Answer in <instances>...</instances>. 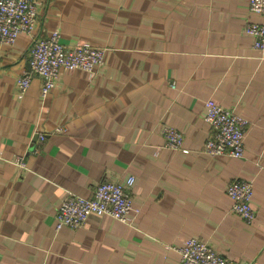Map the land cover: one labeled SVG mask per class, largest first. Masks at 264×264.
<instances>
[{
	"label": "crops",
	"instance_id": "0c3cea01",
	"mask_svg": "<svg viewBox=\"0 0 264 264\" xmlns=\"http://www.w3.org/2000/svg\"><path fill=\"white\" fill-rule=\"evenodd\" d=\"M36 3L34 32L0 43V264H180L173 246L190 236L264 264V52L245 31L264 13L247 0ZM53 29L66 45L104 47V64L62 68L42 97L29 51ZM210 97L243 117V157L204 151ZM165 126L187 153L166 145ZM130 176L131 224L92 214L56 229L66 193L91 197ZM236 177L253 181L250 224L231 212Z\"/></svg>",
	"mask_w": 264,
	"mask_h": 264
},
{
	"label": "built area",
	"instance_id": "2783aa9c",
	"mask_svg": "<svg viewBox=\"0 0 264 264\" xmlns=\"http://www.w3.org/2000/svg\"><path fill=\"white\" fill-rule=\"evenodd\" d=\"M247 1L249 11L264 13V0ZM37 7L36 0H0V43L13 44L20 34L31 35L37 20ZM245 31L253 37L252 47L264 52V23L249 20L245 24ZM104 57V47L88 43L66 45L61 40L60 31L53 29L47 36L33 40L29 51V64L32 74L41 81L40 93L43 97L57 85L62 68L69 71H93L104 64ZM30 80V73L18 76V89L25 91ZM204 119L212 129L211 135L205 141L204 151L212 156L243 157L245 121L238 112L224 107L210 97L205 100ZM163 133L168 147L181 148L185 153L188 152V149L182 147L183 136L179 130L165 126ZM43 137L40 134V138ZM133 183V176L128 177L124 183L102 181L95 185L91 197L66 193L57 207L56 229L63 225L78 227L92 214L106 215L131 224L130 214L135 210L131 192ZM225 191L232 199L231 212L246 224L254 221L255 211L250 204L254 193L251 179L236 177L228 183ZM174 249L179 254L180 264H241L193 237L187 239L183 246Z\"/></svg>",
	"mask_w": 264,
	"mask_h": 264
},
{
	"label": "rangeland",
	"instance_id": "374dc122",
	"mask_svg": "<svg viewBox=\"0 0 264 264\" xmlns=\"http://www.w3.org/2000/svg\"><path fill=\"white\" fill-rule=\"evenodd\" d=\"M89 45H91V44H89ZM93 46H98V47H100L99 45H93ZM251 181H252V179H251ZM115 182V181H114ZM252 183H253V181H252ZM191 237H193V238H196L197 240H199V241H202V242H205V243H207V245H209V246H211V248H213L215 251H217L219 254H222V253H220L208 240H206V239H202V238H199V237H196V236H190V237H188V238H186L185 240H184V242H183V245L185 244V241L187 240V239H189V238H191ZM183 245H179V246H173V245H168V246H170V247H181V246H183ZM222 255H224V254H222ZM224 256H226V255H224ZM226 257H228V256H226ZM235 261V260H234Z\"/></svg>",
	"mask_w": 264,
	"mask_h": 264
}]
</instances>
